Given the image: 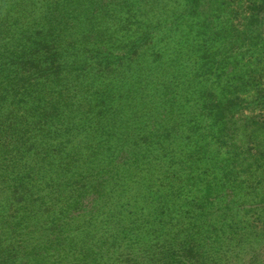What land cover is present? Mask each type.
Here are the masks:
<instances>
[{"label": "trees", "instance_id": "1", "mask_svg": "<svg viewBox=\"0 0 264 264\" xmlns=\"http://www.w3.org/2000/svg\"><path fill=\"white\" fill-rule=\"evenodd\" d=\"M0 264H264V0H0Z\"/></svg>", "mask_w": 264, "mask_h": 264}, {"label": "rangeland", "instance_id": "2", "mask_svg": "<svg viewBox=\"0 0 264 264\" xmlns=\"http://www.w3.org/2000/svg\"><path fill=\"white\" fill-rule=\"evenodd\" d=\"M246 62V61H245Z\"/></svg>", "mask_w": 264, "mask_h": 264}]
</instances>
